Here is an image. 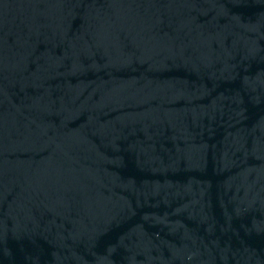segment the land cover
I'll list each match as a JSON object with an SVG mask.
<instances>
[{
	"label": "water",
	"instance_id": "1",
	"mask_svg": "<svg viewBox=\"0 0 264 264\" xmlns=\"http://www.w3.org/2000/svg\"><path fill=\"white\" fill-rule=\"evenodd\" d=\"M0 264H264V0H0Z\"/></svg>",
	"mask_w": 264,
	"mask_h": 264
}]
</instances>
